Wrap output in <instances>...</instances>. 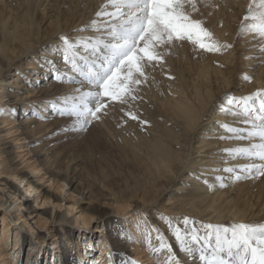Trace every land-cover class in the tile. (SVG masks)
Here are the masks:
<instances>
[{"label":"bare ground","instance_id":"1","mask_svg":"<svg viewBox=\"0 0 264 264\" xmlns=\"http://www.w3.org/2000/svg\"><path fill=\"white\" fill-rule=\"evenodd\" d=\"M62 1L70 9L69 11H75L79 7V1H76L77 6L72 5V0ZM216 1L219 2V0ZM58 2L59 0H0V15L3 12L5 13L3 20L0 21V124L5 121L13 124L12 127L17 133L16 138L27 140L29 143H35L36 141V147L41 143L51 145L49 140L52 136L51 133H47L50 128L56 129L63 122L68 123L74 120L71 116L59 114V109H62L59 106L64 108V98L79 96L82 92L91 90V86L86 82L84 84L77 82L82 80L83 77L73 72L71 65L64 61L63 45L60 37L67 36L78 42L75 58L83 66L85 60L91 62L97 60V57L101 55V53L93 54L90 45L96 44L98 40L109 39L107 32L110 25L118 20V18L114 19L107 15L97 17L92 14L93 11L86 9L87 5H83L80 8L81 13L72 18L69 24L66 23L62 26L61 21L63 20L64 11L60 10L62 6H60L61 2ZM242 5L240 6L242 7ZM224 9L226 8L217 7L214 12L213 21L219 23V26L215 27V31L219 33L230 31L231 28L230 15ZM44 10H46L45 13H43ZM106 11L111 13L115 9L110 7ZM37 13L42 14L41 16L45 19L43 23L47 21V23H51L53 19L49 30H44L43 26L38 27L39 24L36 23L34 18ZM86 17H90L98 24L93 26L92 23L86 22ZM224 23L230 24V26H225ZM83 24L89 25V28L77 30V27ZM248 34L245 35L248 36ZM245 39L251 41L247 37ZM12 43L15 48L22 51L23 55L27 56L25 60L27 62L22 66H14L12 63L13 51L11 53L5 51L7 45ZM257 44L258 42H249V48L246 52L244 51L247 58L245 64L248 62L252 70L258 68L255 71L256 73L262 70V74L254 78V81L258 80V84H261L262 87L256 88L253 83L244 86L243 83V89L238 91L239 95L235 97L237 99L250 96L258 91H264V54L258 49L256 50ZM261 44L259 42V45ZM37 47L42 48L33 51ZM173 51L178 52V56L185 53L189 64L196 65V73L190 72L192 74L189 81L186 80L185 82V78L183 79L181 76L180 80L182 81H179L182 86L174 87L176 83L173 85L172 81L168 79V74H170H167L168 64L165 65L163 60L154 63V66L147 68V79L154 84V90L151 89L152 94L149 92L152 85L148 88L147 85L145 87L141 83L135 93L137 98L129 100L126 104H120L117 101L105 98L107 106L99 114L100 119L92 122L93 124L96 122L95 126L102 133L116 134V131L110 125V121L114 120V123L117 124L116 130L120 132L124 139L121 143H125L124 146L130 150L132 156L140 158V161L136 162L142 167L141 173L145 177V182H143L145 183V189L139 195L140 200L138 202L132 200L133 197L138 195L135 193L129 195L126 199L117 197V199L110 202V205L113 207L115 203L117 210L133 206V210L138 211L134 225L135 230L139 231L145 229L144 217L148 214V206L155 203L153 199H156L157 195L161 196L163 193L171 192L163 207L166 209V213H164L166 214L164 218L165 225L155 222L156 225L157 223L160 225L159 228L164 230V234L160 233L159 228H155L153 234L162 236L163 239H166V243L170 242L171 248L178 252L181 257L180 260L184 261V264H201L198 252L189 255L182 250L181 245L175 238L173 229L179 228L182 233H191L194 230V222L191 219L205 226H219L217 223L223 217L243 222L242 216H245L243 211L238 206L236 210H233L235 202L241 201L243 195L248 194L252 189H260L261 185L263 186L261 181L264 180V176H261L256 183L247 184L250 181L243 178L247 175L243 168L251 163L259 164L261 161L238 156L234 158V155H230L229 152L225 151L226 149L247 147L249 143L259 142L257 140L250 142L247 139L238 140L235 138L227 140L233 134L226 131L221 125H228L236 129H248L250 125L243 122V116H234L231 112L223 111L227 108H230L232 112L241 111L238 105L233 104L230 106L227 101L222 103L215 101V106L213 105L214 100H212L210 93V84L213 88L215 79L220 78L223 89H225L228 85L232 86L231 81L237 79V77H233L230 70H226L227 67L220 68L221 63L227 65L228 60L225 56H222L223 59H221L218 56L219 53L198 50L197 48L192 49L189 42L181 43L177 41L170 48L161 50L163 57L167 52L172 53ZM254 54L257 58L251 59ZM250 63H258V65H251ZM13 70L15 71L11 73ZM58 70L63 74L64 82L56 79ZM179 74H182V71ZM72 77L75 79L70 81L69 78ZM25 79L34 80L33 83L29 81V84H39V87L27 88L24 83ZM242 80L243 77H238L236 85L240 84ZM188 88L191 92H187ZM76 89L81 91L76 92ZM223 89L219 90L216 97L220 95V91H223ZM170 91L181 93L183 96H178L174 102L169 101ZM256 103L258 108L259 100ZM39 107L48 112L40 111ZM158 107L162 109L159 110ZM212 109L214 114H209ZM129 113L135 115L137 119H132ZM200 133H204V135L196 139ZM220 137L226 138L221 139ZM192 139L193 142H191ZM3 143L0 141V175H4L2 176V178L4 177L2 182L8 188L7 196L10 194L12 201H9L6 196L4 202L0 201L1 205L8 202L9 204L8 206L5 205V209L10 213L9 207L11 209L16 208L17 199H20L22 208L33 210L36 207L26 200L27 194L30 195L36 191L33 200L37 202L40 197L37 191H40L43 197L40 204H47L53 198L51 202L53 206L51 211L49 209L43 210L39 214L42 213L53 221H58L57 227L54 228L55 230L52 231L51 235L54 239L53 242L58 241V244L53 246L57 247L55 253L46 254L37 244L41 243L43 239L42 241L39 239L35 241L36 238H32L29 232L20 233V230L15 235L13 243L15 248L13 249V256L15 257L10 259V263L13 261L11 264H133L127 255L140 252L141 248L138 241L141 238L142 243L146 242L148 236L146 231L143 232L142 236H140V233H134L136 240L134 242L129 231V224L126 223L125 225V220L122 219L121 222V219L113 213L101 211V205L90 207L88 212L79 213L78 210V214L74 213L72 217L69 215L73 213L74 209L71 208V205L64 206L65 209L62 212L56 210L54 214L57 207H62L59 202L66 200L65 195L60 192H52L49 188L45 189L43 184L37 181L34 172L42 169L39 165L32 163L19 167V163L14 164L13 157L10 156V147L8 149L7 146H2ZM205 147H212V149L206 151L204 150ZM218 147L219 150H214ZM14 148L12 144V150ZM45 149L49 151L48 148ZM32 153L37 152L33 151ZM193 153L199 155L194 154L195 156H192ZM43 159L46 167L43 172L44 176L48 174L47 179L55 183L57 189L63 190V186L68 185L71 189L69 194L72 196L76 192L75 188L78 184L75 177L69 174L63 175L55 170V159L50 156L45 155ZM227 168H232L234 175L225 171ZM237 174L242 177L240 180L234 178ZM223 177H230L228 178L230 180L223 179ZM221 184L224 186L222 187ZM21 185L22 188L24 187L23 189H21ZM212 186L215 187L212 188ZM220 188L222 189L219 190ZM78 195L79 198H77ZM74 196H76V203H79L85 197L79 191ZM95 216L100 221V225L96 228L100 235L95 238V241H92V237H87L82 233H79L77 237L73 235L74 226L79 223L87 226ZM20 217L22 215H17L14 220ZM170 217L175 218V220ZM185 218H187L188 223L182 225ZM2 220H5L4 214ZM249 221L252 222V220ZM149 223L151 224V222ZM169 224H171V227H169ZM211 231L212 229H201L200 233L205 235ZM44 237V234L38 233V238ZM5 255L3 248L0 247V264H6Z\"/></svg>","mask_w":264,"mask_h":264},{"label":"rangeland","instance_id":"2","mask_svg":"<svg viewBox=\"0 0 264 264\" xmlns=\"http://www.w3.org/2000/svg\"><path fill=\"white\" fill-rule=\"evenodd\" d=\"M76 1H79V7L75 11H69L70 9L67 8L64 2L62 0H59V2H61L60 6H62L60 10L64 11L63 17H62L63 20L61 19L62 26H64L66 23L69 24L72 18L79 15L81 13L80 8H82L83 5L84 6L87 5L86 9H88L91 12L93 11L92 14L96 15L97 13L96 11H101L102 5H105L107 3V0H72L71 1L72 5L77 6ZM84 1L87 4H85ZM73 2H76L75 3L76 5ZM250 2L251 0H239V1L238 0L237 1L219 0V2H217L216 0H202V2H199L197 5L199 8V11L197 13H193V18L202 20L204 22V26L207 27L213 33L214 38L216 40L220 41L221 43L232 45L231 48L223 50L221 52H213V53H219L218 56L220 58L222 56H225V58L228 60V63H227L228 66L226 65V63L224 64L221 63V66L219 65L220 68L227 67L226 70L227 71L230 70L233 73L234 78L237 77L236 80L231 81L232 86L228 85V87L225 89H223V83L221 82V80H219L220 78L215 79V81L213 82V88H212V84H210V87H211L210 93L212 95V100H214V104H213L214 106H215V101H219L222 103V102L227 101L226 99L227 97H237L239 95L238 91L242 90L243 87L246 86L247 84L250 85L251 83H253L255 84L256 88L262 87L261 84H258V80L254 81V78H257L258 76L262 74V70L261 72L256 73L255 71L258 70V68H255L252 70L248 62L245 64L247 58L245 57L244 51L246 52L247 49L249 48L248 46L249 42H255V43L258 42V44L256 45L257 46L256 50L258 49L264 54V39H261L254 32L249 33L248 36H246L245 34L242 36L239 35L242 18L247 13V8ZM258 2L259 0H257V3ZM238 5L239 6L242 5V7L240 6L241 7L240 8ZM110 7L111 6L107 7V9H109ZM217 7H221V8L225 7L226 9L224 10L228 12V15H230L229 20L231 24V28H230L231 32L224 31V32L219 33L215 31V27L219 26V23H216V21H213V17L215 16L214 15L215 8ZM45 12L46 10L43 11V13ZM4 14L5 13L3 12L0 15V21L3 20ZM41 15L40 13H37L34 16L36 23L39 24L38 27L40 28L41 26H43L44 30H49L53 22V19L51 20V23H47L48 21L46 23H43L45 19H43ZM86 20H87L86 22H89V23H92L93 21L90 19V17H86ZM118 20L116 21L117 23L114 22V24H118L121 22L119 18ZM96 24L98 23L96 22ZM224 24L225 26H230V24H227V23H224ZM87 28H89V25L83 24L77 27V30H83ZM227 37H230V38H227ZM245 37H247V39H251V41L246 40ZM259 42L262 44L259 45ZM191 47L192 49L195 48L192 44H191ZM40 48L42 47H37L33 51H36L37 49H40ZM197 49L199 50V48ZM5 51L9 53L13 51L12 63L14 66H18V65L22 66L27 62L25 61L27 59V56L25 54L23 55L22 51H19L18 48H15V45L13 43L10 45H7V47L5 48ZM166 54L164 55L163 61L165 65L168 64L167 74L170 73L168 74L169 76L168 79L172 81L171 83L173 85L174 83H176L174 87H177V86L180 87L182 86V83L180 82L182 80L180 79L185 78L184 79L185 82L186 80L189 81L191 79L190 77L192 74L190 72L194 73L196 71V65L189 64V60L186 58L185 53H181V55L179 54V56H178V52L175 53V51H173L172 53L167 52ZM254 58H257L256 54H254L251 57V59H254ZM251 65H258V63H252ZM193 66L195 69L193 68ZM188 69L189 70L191 69L192 71H189ZM245 69L247 70L246 72H245ZM14 71L15 70L11 71V73H13ZM181 71H182V74H179L181 73ZM240 76L243 77V80L241 81L240 84L236 85V81L238 80V77ZM244 76L251 77V80H245ZM29 81L30 79L29 80L25 79V82H24L27 88L34 89L35 87H39V84L37 85L29 84ZM30 82L33 83L34 80H31ZM142 83H143V86L146 87L147 85L148 88L151 87L150 85H152V87L149 88L150 93L152 92V90H154V84H152V82L149 81L148 79L147 81H144ZM243 83H244V86L242 87ZM27 88L26 90H28ZM220 89H223V91H220V95L216 97V94L219 92ZM187 90H188L187 92H189L190 88H188ZM174 93L176 92L170 91V97H168L169 101L171 100L174 102L175 98H178V96L179 97L183 96L181 95V93H176V94ZM59 107L63 108L62 106H59ZM39 109L40 111L44 110L42 109V107H39ZM154 109L155 108L153 105V110ZM158 109L161 110L162 108L158 107ZM44 112H48V111L44 110ZM213 112L214 110L212 109L209 114H214ZM15 118H16V115H15ZM73 119L74 120H72L71 122H68V123L63 122V124H59L58 125L59 128L49 129L47 133H51L52 138L50 137L51 141L49 140V143L51 145H47V144L45 145L44 143H41L36 147L37 145L35 144L36 141L35 143H29L27 140L24 141L21 138L18 140L16 138L17 133L14 131V128L12 127L13 124H10L8 121H5L4 123L0 124V139H1L0 141L1 143L4 142L2 146H7L8 149L10 147V150H11L10 156L13 157L12 161L14 162V164L19 163L18 165L19 167H22L27 164H32V163L39 165V167L42 169L36 170V172H34V175L37 178V181L43 184L45 189L49 188L52 192H55V193L60 192L62 195H65L66 200L59 202L60 204H62V207H57L54 210V214L56 210H60L59 212H62L64 211L66 206L71 205V208L72 209L74 208V209H73V213H70L69 215H71L72 217V214L74 213L76 215L78 214L77 213L78 210H79V213L88 212L90 207L94 205L95 206L101 205L102 206L100 209L101 211L113 213L117 218L121 219V222H122V219L125 220L124 222L125 225L126 223L129 224V231L131 233V236L133 237L134 242H136L134 233H140V236L143 235L144 231L148 233L146 242L142 243L141 238L139 239V241L137 240L138 243H140L139 245L141 248L140 252L138 254H128L127 255V257L131 260L132 263L135 262V264H174L173 261L169 260V254L166 249H162L160 251H155V252L152 251L153 248H156V249L160 248V240L157 239L158 235L153 234V232L155 228L160 227L158 223L165 225L164 218L166 214L164 213H166V209H164L163 207L165 206V202L170 196L171 192L163 193L161 196L157 195L155 197L156 199H153L155 203L151 206H148V214L144 217L145 229H140L139 231H136L134 223H135V217L138 211L133 210V206H130L124 209L119 208L117 210L115 207V203L112 207V205H110V202L117 199V197H120L121 199H126L128 198L129 195H132L135 193H137L138 195L136 197H133L132 200L137 201V202L140 200L139 195H141V193L145 189V183H143L145 182V177H143V174L141 173L142 167L138 165V162H136L140 158L136 156H132L130 150L124 146L125 143L124 144L121 143L122 140L124 139L122 138L120 132L116 130L117 124L114 123V120L110 121V125H111V128H113L116 131V134H110L108 132L107 134H105V133H102V131L97 126H95L96 122H94V124L93 122H91L92 125L89 124L87 126L86 131H79L77 130V126L75 124V118L73 117ZM63 125L64 126L66 125V126L64 127ZM70 125L72 126L70 127ZM203 135L204 133H200L196 139L201 138ZM230 139L231 138L227 140H230ZM193 141L194 140L192 139L191 142ZM12 144L15 147L13 150H12ZM45 148H48L49 151ZM211 149L212 147L204 148V150L206 151H209ZM214 150L216 151L219 150V147L215 148ZM33 151L37 153L34 154L32 153ZM45 152H47L48 154H46ZM194 154L199 155L198 153H193L192 156H195ZM45 155H48V157L50 156L51 158L55 159V164H56L55 170L59 171V173L63 175L69 174L75 177L78 184H77V187L75 188L76 192H74L72 196L69 194L71 189H69L68 185L65 184L63 186V190L57 189V186L55 185V183H52L50 180L47 179L48 174L44 176L43 172L45 171L46 167H45V161L43 157ZM229 174L234 175L233 172H230ZM2 176L4 175H0V201L4 202L6 200V196L8 195V191H7L8 188L4 186L2 182V179H4V177L2 178ZM226 178L227 180H230L228 179L230 177H223V179H226ZM260 178L261 176L257 177L255 175V172L253 171L252 178H246V180L250 181V182H247V184L256 183ZM261 182H263V186L261 185V187L263 188L260 187V189H252L251 191H249L248 194L243 195L244 198L242 197L241 201L235 202V208L233 210H236L238 206L239 209L243 211L245 215V216L241 215L243 217L242 218L243 222H240L237 219L230 220L229 217H223V219L218 221L219 223H217V225L223 226V227H231L234 224H240V223H246V224H252V225H264V180H262ZM214 187L215 186H212V188ZM23 188L21 185V189ZM221 189L222 188H220L219 190ZM78 191L83 193L85 197L84 199L81 200L82 202L80 201L79 203H76V200H75L76 196L74 195H76ZM37 192L38 194H40V197L37 200V202H34L33 200L34 196L36 195V191L32 192L30 195L27 194L26 200L29 201L32 206L36 207V208H33V210L22 208L20 206L22 204V201H20V199H17L16 208L11 209V207H9L10 213H8L5 209V205L8 206L9 203L6 202L5 205H1V202H0V245H1L0 247H2L4 252L6 253L5 255L6 264H11L13 262L11 261L10 263V259L15 257L13 256L14 255L13 249H15L13 243L15 240L16 232L20 230H21L20 233L29 232L32 238L34 239L36 238L35 241H37L38 239L42 241L43 239L41 243H37V244L40 246L42 251L46 252V254L48 253L51 254V253L56 252L57 247H53V246L54 244L55 245L58 244V241L53 242L54 239L52 238L51 235H52V231L55 230L54 228L57 227L56 224L58 223V221H53L52 219L48 218V216L42 213L39 214V212L43 210H48V209L49 211L52 210L53 204L51 202L53 201V198H51L47 204H40L42 203V198H43L41 194L42 192L40 191H37ZM7 197L10 201L11 200L10 194ZM79 197L80 196L78 195L77 198ZM244 200H247V201H244ZM3 214L5 215V220H2ZM17 215L19 216L22 215V217H20L17 220H14V217H16ZM148 217H150L149 220H147ZM170 218L172 220H175V218L173 217H170ZM191 220L194 222L193 229L196 232H198L201 236H203V234L200 233L201 229H209L207 228V226L202 225L194 221L193 219ZM249 220H252V222ZM149 222H151V224ZM155 222H158L157 225ZM184 224H185V220L182 221V225ZM98 225H100V221L95 216L94 218L90 220V223L87 226L81 225L80 223L77 226H74L73 227L74 229L72 230L73 235L77 237L79 233H82L83 235L87 237H92V241H95L96 240L95 238L100 235V232L96 231V228L98 227ZM159 230H160V233L164 234L163 233L164 230H162V228H159ZM38 233L44 234L45 237L41 239L38 238ZM149 242L151 243V247H150ZM164 242L166 243V239H164ZM167 244L170 245V242H168ZM171 255L175 257L176 260H179L180 264H184V261L180 260L181 257L179 256L178 252L173 250L172 248H171Z\"/></svg>","mask_w":264,"mask_h":264},{"label":"snow or ice","instance_id":"3","mask_svg":"<svg viewBox=\"0 0 264 264\" xmlns=\"http://www.w3.org/2000/svg\"><path fill=\"white\" fill-rule=\"evenodd\" d=\"M199 2L202 0H107L96 16L120 18L121 22L110 25L107 32L109 39L98 40L96 44L90 45L93 54L101 55L91 62L85 60L83 66L75 58L78 42L61 36L64 61L71 65L73 72L83 77L77 82H86L91 90L79 96L65 97L64 108L59 109V114L75 117L77 130L86 131L92 120L100 119L99 114L107 106L105 98L120 104L135 100L138 86L147 80V68L161 62L164 58L161 50L170 48L177 41L189 42L195 48L207 52H221L231 48V44L216 40L202 20L193 18V13L199 11ZM109 6L115 11L107 12ZM92 24L95 25L96 21L93 20ZM253 32L264 39V0L258 3L257 0H251L242 18L239 35ZM56 79L64 82L59 70ZM74 79L69 78L70 81ZM244 79L251 80V77L244 76ZM80 91L76 89V92ZM226 99L228 105L236 104L241 111L232 112L230 108L223 111L243 116V122L250 125L248 129L221 125L233 134L228 138L259 142L225 151L234 155V158L238 156L261 161L259 164L246 165L243 171L247 175L243 178H252L253 171L257 177L264 176V91L239 99ZM129 115L137 119L135 115ZM225 171L232 172L233 169L227 168ZM234 178L240 180L242 177L237 174ZM207 227L212 231L203 236L195 230L182 233L179 228L173 229L182 250L189 255L198 252L201 264H264V225L240 223L231 227ZM157 239L160 240V248H153L152 251L166 249L169 260L180 264L171 255V246L164 242L163 237L158 235Z\"/></svg>","mask_w":264,"mask_h":264}]
</instances>
